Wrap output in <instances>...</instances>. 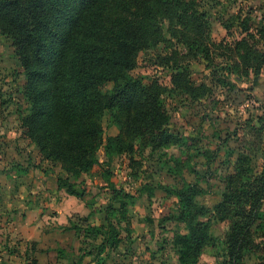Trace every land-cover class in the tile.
Instances as JSON below:
<instances>
[{
    "label": "rangeland",
    "instance_id": "obj_1",
    "mask_svg": "<svg viewBox=\"0 0 264 264\" xmlns=\"http://www.w3.org/2000/svg\"><path fill=\"white\" fill-rule=\"evenodd\" d=\"M196 2L197 12L204 14L208 24L186 33L185 38L191 35L198 52L190 54L173 39L174 26L165 19L158 22L160 42L138 54L137 67L131 72L144 84L163 88L168 129L179 141L159 151L136 144L132 154L114 156L105 163L119 194L107 189L98 167L74 178L59 164L41 159L21 127V117L29 108L21 92L24 75L11 42L0 35V264H33L35 258L38 264H177L171 240L174 233L184 232V226L164 221L177 208V200L164 188L196 182L205 190L198 202L212 210L224 190L222 178L231 171L227 163L237 157V142L229 135L246 120L264 117V67L248 75L240 73L241 63L235 68V52L240 50L236 44L242 38L248 39L252 49L264 51V0ZM239 12L240 20L234 17ZM241 22L250 27L253 39L241 30ZM167 60L168 67L164 66ZM174 62L180 71H172ZM213 70L222 74L220 81L211 80ZM175 73L187 76V87L175 88L170 82ZM112 87L107 84L104 93L109 94ZM102 127L104 140L118 133L108 113ZM96 156L102 161L103 149ZM172 156L189 167L175 173ZM261 157L253 163L257 170ZM58 178H67L77 190H84V199L58 189ZM108 203L115 210L111 220L123 241L117 248L99 254L93 249L91 256H84L82 250L90 248V241L77 236L73 227L107 226L104 208ZM228 227V223H212L215 245L204 251L197 264L215 263ZM258 256L264 255L245 254L243 264H264Z\"/></svg>",
    "mask_w": 264,
    "mask_h": 264
},
{
    "label": "trees",
    "instance_id": "obj_2",
    "mask_svg": "<svg viewBox=\"0 0 264 264\" xmlns=\"http://www.w3.org/2000/svg\"><path fill=\"white\" fill-rule=\"evenodd\" d=\"M196 6V0H0V35L14 49L24 75L21 92L29 103L21 127L41 159L59 164L74 178L98 167L107 189L119 194L105 169L109 160L132 154L136 144L152 151L177 144L179 138L168 129L163 88L144 84L131 72L138 54L160 42L158 22L165 19L174 26L173 39L190 54L198 52L191 35L185 38L208 24ZM240 13L234 17L240 20ZM241 23V30L253 39L250 27ZM236 48L240 50L235 52V68L241 63L240 73H259L264 51L252 49L247 38ZM173 65L172 71H180L181 66ZM219 70L212 71V81L222 78ZM186 77L175 73L170 82L175 88L187 87ZM107 84L113 85L109 94L104 93ZM105 113L118 133L104 140ZM229 138L237 142V157L227 163L231 171L222 178L224 190L212 210L198 202L205 190L196 182L164 188L177 200L175 215L164 221L184 226V232L174 233L171 240L177 264H197L204 251L214 247L210 229L218 222L229 227L214 264H243L245 254L264 255V117L246 120ZM100 149L102 161L96 156ZM258 155H262L259 170L253 164ZM172 162L175 173L189 167L174 157ZM57 188L84 199L85 191L67 178H58ZM104 212L107 226L73 227L77 236L90 241V248L80 249L84 256H91L93 249L99 254L117 248L123 241L111 220L115 215L111 203ZM258 259L264 263V256Z\"/></svg>",
    "mask_w": 264,
    "mask_h": 264
},
{
    "label": "crops",
    "instance_id": "obj_3",
    "mask_svg": "<svg viewBox=\"0 0 264 264\" xmlns=\"http://www.w3.org/2000/svg\"><path fill=\"white\" fill-rule=\"evenodd\" d=\"M31 246H32L31 249H33V251H34V249L36 250V247H35V244H34V243H33V245H31ZM32 263H33V264H38L36 258L32 260Z\"/></svg>",
    "mask_w": 264,
    "mask_h": 264
}]
</instances>
